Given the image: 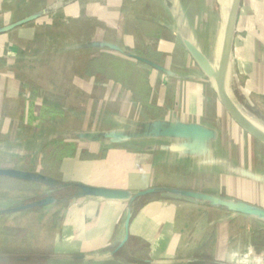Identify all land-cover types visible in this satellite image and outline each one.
<instances>
[{
  "label": "crops",
  "instance_id": "crops-1",
  "mask_svg": "<svg viewBox=\"0 0 264 264\" xmlns=\"http://www.w3.org/2000/svg\"><path fill=\"white\" fill-rule=\"evenodd\" d=\"M198 1L200 5L201 0ZM241 1L228 86L238 105L247 111V104L264 100V86L260 84L262 88L259 87L256 83L258 76L254 75L256 66L264 65L263 57H260L261 53L264 55V49L261 41L259 43L260 35L256 38L257 35L250 36L244 31L248 28L251 14H254L255 1L247 0L245 6ZM61 2L0 0V130L7 134L4 130H10L14 121L27 119L31 123L32 113L38 104L42 116L39 121L61 120L84 111L88 115L96 105L101 110L106 109L107 116L116 124L98 128L89 124L86 128L80 123L63 133L57 132V136L79 138L71 150L75 151V162L85 165L86 171L82 174L84 178L80 179L62 178L40 170L30 171L55 177L72 188L70 195L58 197L48 195L54 191V186L31 180L35 186L45 190L37 202L55 199L43 205L44 216L48 215V206L60 202L61 207L56 211L60 213L57 221L60 220L61 229L70 225L77 233V242H81V246L98 249L97 254H102L101 260L105 261L119 256L131 238L145 242L147 252L143 261L150 264L195 262L194 258H198L199 251L208 242L213 250L217 248L218 254H222L223 247H235L229 243V238L222 236L224 224L235 221V217L247 222L255 216L233 212L222 205L207 204L180 193L236 199L264 208V170H259L254 161H239L227 155L223 159L218 154L220 149L216 141L220 130L216 125L231 121L238 131L241 128L236 126L222 105L212 80L185 45V40L192 42L214 61L225 18L221 16L220 19L217 14L216 20L209 19L206 12L200 11L202 23L196 27L185 11L184 18L177 20L175 28L167 23L166 18L168 13L169 18H173V10L169 7L178 6V2L173 3V0H72L64 7ZM73 4L79 7L80 16L68 22L59 21L64 24L68 37H63L60 32L51 36L48 28L47 35L44 29H36L35 36L28 38L24 27L32 26L33 22L29 20L26 24L3 30L28 17L42 16L45 13L42 9L46 7L57 8L55 11L59 13ZM213 4L218 13L220 8L225 9L220 0ZM27 7L33 9L25 12ZM181 7L186 8L185 3ZM112 9L118 11L114 17L115 26H110ZM157 13H162V16ZM176 14H180L179 10ZM202 14L207 18H202ZM211 24L213 33L206 41L201 32L205 25ZM25 39L36 42L34 46L52 40L53 45L49 43L46 52L40 55L49 64L41 65L43 59L28 53L30 45L27 49L22 43ZM245 40L250 41L247 50L242 48ZM100 42L117 48L95 44ZM179 59L184 65L177 64ZM244 85L262 89L258 91L261 95L256 96L248 90L250 95L245 96L246 100L241 104L233 89ZM98 88L105 90L100 97L95 95L94 89ZM245 89L242 88L244 93ZM178 123L211 129L213 137L198 140L193 136L159 135V125L169 127ZM102 135L105 136L102 138ZM46 143L44 139L38 148L42 149ZM1 144L4 143L0 142V151L3 149ZM0 167L12 166L1 164ZM208 171H212L213 176H207ZM213 184L214 188L208 190V186ZM84 187L131 193L149 188L156 191L134 201H120L86 195ZM259 187L260 199H254L253 189ZM28 204L26 202L25 205ZM129 209L132 212L129 238L115 250L124 236V222ZM209 217L213 218V223L206 222ZM223 219L230 221L223 223ZM247 226L246 223V231ZM56 233L60 239V231ZM224 239L229 244L223 245Z\"/></svg>",
  "mask_w": 264,
  "mask_h": 264
},
{
  "label": "rangeland",
  "instance_id": "rangeland-1",
  "mask_svg": "<svg viewBox=\"0 0 264 264\" xmlns=\"http://www.w3.org/2000/svg\"><path fill=\"white\" fill-rule=\"evenodd\" d=\"M61 1V5L64 7L65 4L70 3L72 0ZM214 1L215 0H201V4L199 5L198 0H173V3L178 2V6L175 8L174 5L173 7H169L173 10L171 13L173 18L170 19L168 16L170 13H168V15H166L167 23L176 28L178 25L177 20L184 18L183 15L185 14V11H187V15H189L190 20H193L196 27L198 24L202 23L201 16L199 15L200 11H203L204 14L206 12V14H208L210 17L209 19L216 20L218 16L217 14H219V18L221 19V16L224 17L225 15L224 10L220 8L221 10L219 9L218 13L217 8H215L213 4ZM221 1H223V6H225L226 10L232 3V0H229L228 5H226L225 0ZM253 1H255L256 5V7H254L252 10L254 14H251L252 17L249 18L247 24L248 28L244 31L250 36L257 35L256 38H258V35H260L263 40L260 39L259 43L261 41L262 48L264 49V28H262L264 27V4L261 2L264 0ZM183 2L185 3L186 8L181 7L184 5ZM246 3L247 0H243V6H245ZM241 5L242 3L240 4V9ZM78 8L79 7L75 6L74 4L71 6L69 5L67 8L63 9V12L61 11L59 13H56L57 11L55 10L57 8L54 9L53 7H46L45 9H42L45 10V13H43L42 16L38 15L35 18L30 20L28 19L33 23H31L32 26L29 25L24 27V30L27 31V37L32 38L29 36H35L33 34L38 31L36 29H44L46 35L49 33L48 31H50L51 36L52 33L56 35L60 32L62 33L63 37H68L69 34H67V30L65 31L64 24H60L59 21H61V23L62 21L68 22L71 21L72 18L80 16V12L77 10ZM29 9L32 10L33 8L27 7L25 12H27ZM178 10L180 14H176ZM117 14L118 11L116 9L110 10V26L116 25L114 17H117ZM157 15L162 16V13L161 15L157 13ZM163 16H165V13H163ZM204 16L205 15H203L202 18ZM14 19L15 18L13 17V20ZM28 20H26L24 24H26ZM48 28L49 30L46 31ZM212 28L213 26L211 24L210 26L205 25L202 29L201 37L206 38V41L210 40L209 36H211L213 33ZM55 29L58 31L57 33H55ZM183 33H185V28H183ZM36 36L38 37V33ZM250 41L252 43L251 38ZM250 41L245 40L242 48L245 47L243 49L247 50L249 48ZM45 42L46 40L44 43L39 42L36 46H34L36 42H30V40L27 39L22 41L24 47L27 49L30 45V51L29 49L27 50L28 53L30 52L39 59H43V61L40 62L41 65L46 63L49 64L48 60L40 56L41 53L46 52V46L49 45V43L52 44V40H49V43ZM217 47L218 48L216 49V52L219 49V45ZM48 52H52V50ZM260 57H263L261 60L264 61V55L262 53L260 54ZM98 63L99 61H97L96 64ZM177 64L184 65L180 59L178 60ZM254 75L258 76L256 83L262 88V86H264V65L259 64L256 66ZM261 77L262 80L260 79ZM239 79L241 81V76H239ZM238 85L240 86V83H238ZM242 88H247L245 89V93L243 92ZM262 89L264 90V87ZM94 90L95 95L99 97L101 94H103V92H105V90H101L100 88ZM248 90H250L256 96L261 95L258 92L261 91L259 88L251 89L244 85L241 88L239 87L237 90L233 89L234 96L241 104L244 102V100H246L245 96L250 95ZM26 95H28L27 92ZM20 99L23 102L22 96ZM27 105L28 102L26 103L25 108H27ZM39 106L40 104L36 106L35 111L32 113L33 121L31 123H29L27 119L24 121L19 120V122L14 121L13 125L11 124L10 126V130H4L7 134H4L2 129L0 130V134H4L3 136H0V142L4 143L1 144L3 149L0 151V165L7 164L8 166H12L7 168L0 167V169H16L19 167V169L23 171L40 170L45 173H52L56 176L67 179L84 178L82 174L86 171V166L83 164L79 165V163L75 162V151L69 148L70 146L72 147V145L76 143L79 138L76 140L74 137H70L67 134V136H57V132L63 133L64 131H68L70 128L74 127V124L81 123V127L86 128L89 127V124H95L96 128H98L110 127L112 125L115 126L116 122L107 116L108 112H105L106 109L101 110L100 107H95L96 105H94L93 110L89 112L88 115L84 111L77 112L74 116H68L61 120L39 121V118L42 117L39 111ZM106 108L109 109L110 107L107 106ZM246 110L254 117V119L264 126V100L262 102L258 101L253 105L252 103H249V105L247 104ZM233 125L235 124H233L231 121L226 122V124L219 122L216 125L220 130V134H218L216 141V143H218L219 149L221 150V152L219 150L218 153L220 157L225 159V156L227 155L239 161H254V163H257V168L259 170H264V144L253 138L245 131L241 130L240 127V130L238 131ZM236 126L238 127L237 124ZM44 139L47 141V143L42 149H39L38 144H40ZM25 143L30 144V146L28 148L25 147L23 145ZM222 155H224V157ZM22 157L24 159L21 160ZM83 159L86 161V157ZM206 160L209 161L210 158L207 157ZM208 174L213 176L212 171H208L207 176ZM208 187V190L213 189L214 184L209 185ZM44 191L45 190L35 186V184L24 179L22 180L19 177L12 175H0V264H55L57 261H59L60 264H69L68 262L65 263L64 260L74 258H87L86 260L102 261L101 256L103 255L97 254L96 251L98 249H93L91 246H81V242H77V239L75 238L77 233L72 231L70 225H66L63 229H61L59 226L60 220L57 221L59 218V215L57 214L59 212L56 211L61 207L60 202L48 206V215L44 216V211L42 209L43 205H40L37 203V201L32 200L33 198L42 196ZM259 191L261 192L260 187L253 189L254 193L252 192V195L254 199L259 198ZM241 192L243 193V190H241ZM243 194L248 195L247 193ZM26 202H29L31 205L22 208ZM45 218L47 220L43 222V219ZM209 218L212 220L209 219L208 221L207 219L206 222H208V224L213 223V218ZM228 221H230V219H223V223ZM246 223L248 224L247 231L245 227ZM224 225L223 231H221L222 236L227 239L229 238V243L236 246L232 248L223 247L222 254L217 253V248L214 250L211 248L210 251L208 250L203 255L204 257H201L200 255L198 258H194L197 261H195L196 263L194 264H264L263 218L253 217L248 219L246 222L238 218L236 219L235 217V221ZM55 228L58 229L55 230ZM58 231H60V239L56 233ZM72 238H74V240H72ZM229 243L226 239L222 241L223 245H227ZM139 263L140 262L138 261L130 264ZM106 264L113 263L106 262ZM140 264L150 263L143 261V263Z\"/></svg>",
  "mask_w": 264,
  "mask_h": 264
},
{
  "label": "water",
  "instance_id": "water-1",
  "mask_svg": "<svg viewBox=\"0 0 264 264\" xmlns=\"http://www.w3.org/2000/svg\"><path fill=\"white\" fill-rule=\"evenodd\" d=\"M240 4H241V0H233V2L231 3V5L227 10L222 7V9L224 10L225 19H224L223 30L221 32V41H220L219 49L215 57L216 59L214 61L210 60L192 42L185 40V45L190 51V53L193 55V57L196 59L201 69L212 80L217 95L222 105L231 116V118L243 131L251 135L253 138L258 140L262 144H264V126L260 124L256 119H254V117L249 112L245 111L238 105V103L235 101L234 97L232 96L230 88L228 86V73H229L230 65L233 62L234 37L236 33ZM32 18L28 17L25 19V21L28 19L30 20ZM25 21L22 20L13 25H9L8 27H5V29L3 30L10 29L17 24L24 23ZM95 44L100 46L104 45V46L117 48L116 45H112L108 43L100 42ZM159 68L163 70L162 67ZM166 127L167 126H163V125L158 126L157 130L160 132L159 135L193 136L198 140L210 139L213 137V131L211 129H207L205 127H201L197 125L187 126L178 123V124H170L169 127L167 128ZM104 136L105 135H102V138ZM95 138L98 139V137ZM0 175H10V176L12 175L22 179L39 181L35 173L30 171H23L20 169H10V168L0 169ZM83 189H84V194L86 195L96 196L106 200H120V201H128V200L134 201L136 198L140 196H144L149 193H154L156 191L155 188H149L146 190L139 191L137 193H131L130 191H126V190L96 188V187H84ZM180 193L194 197L196 199L203 200L207 204L222 205L225 209H229L233 212L245 213L264 219V208L249 204L247 202H243L236 199L235 200L220 199V198L216 199L210 195H203V194L190 193L184 191ZM50 201H55V199L49 198L37 203L40 205H44L45 203ZM30 205L31 204L24 205L22 206V208L28 207ZM131 218H132V212L129 209L127 211L126 219L124 222V230H125L124 236L120 240L115 250L121 248L128 240L130 234L129 224Z\"/></svg>",
  "mask_w": 264,
  "mask_h": 264
},
{
  "label": "trees",
  "instance_id": "trees-1",
  "mask_svg": "<svg viewBox=\"0 0 264 264\" xmlns=\"http://www.w3.org/2000/svg\"><path fill=\"white\" fill-rule=\"evenodd\" d=\"M69 148H72L71 146ZM37 178L39 181L41 182H45L47 184H50L51 186H54L53 188V192L51 194L48 195H56L58 197H65L70 195L72 192V188L69 184L66 183H62L59 179H56L55 177L49 176V175H41V174H36ZM29 182H32L31 180ZM43 197L42 196H38L37 198H31L33 201H39L41 200ZM30 199V200H31ZM211 243L208 242L206 245H204L202 251H199V256L201 255V257L209 250H211ZM146 252H147V246L145 244L144 241L140 240V239H134L131 238L129 239V241L126 244V247L121 251V253H119V256L115 255V258L109 261H93V260H86L85 258H74V259H65V263H69V264H106V262L108 263H113V264H124V263H134V262H140L143 263V260L146 256ZM125 253V254H123ZM204 257V256H203ZM209 260V259H208ZM46 262V261H45ZM197 262V261H196ZM196 262H192L193 264ZM139 263V264H140ZM189 263V264H192ZM213 263V262H212ZM55 264H60L59 261L55 262Z\"/></svg>",
  "mask_w": 264,
  "mask_h": 264
},
{
  "label": "bare ground",
  "instance_id": "bare-ground-1",
  "mask_svg": "<svg viewBox=\"0 0 264 264\" xmlns=\"http://www.w3.org/2000/svg\"><path fill=\"white\" fill-rule=\"evenodd\" d=\"M222 2V4H223V1H221ZM225 2H226V5H228V3H229V0H225ZM232 2H233V0H232ZM231 5V4H230Z\"/></svg>",
  "mask_w": 264,
  "mask_h": 264
}]
</instances>
